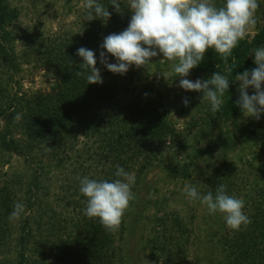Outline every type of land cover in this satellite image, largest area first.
<instances>
[{"label": "trees", "instance_id": "1", "mask_svg": "<svg viewBox=\"0 0 264 264\" xmlns=\"http://www.w3.org/2000/svg\"><path fill=\"white\" fill-rule=\"evenodd\" d=\"M98 2L111 12L108 21L100 18L88 21L84 10L79 28L68 31L66 36L61 32L49 38L39 32L26 36L25 58L36 53L38 66L51 71L56 81L48 91L29 92L16 84L15 77L21 68L11 45L14 35L8 27L14 9L10 8L9 0H0V264H48L49 259L54 264H130L127 232L140 220L137 209L144 175L159 163L168 143L175 142V135L179 133L168 116V108H163L158 98L141 95L121 105L117 97L112 99V94L108 95L110 72L104 74L103 83L95 84H87L84 77L76 76L83 62L76 50L87 47L95 51L98 67L103 38L125 30L131 19L132 12L125 0H120L121 12L115 10L110 0ZM262 25L258 26L260 31L253 41L246 38L239 41L227 65L214 49H209L195 67L210 75L227 74L226 67L232 68L227 97L220 109L212 112L207 103V114L194 119L193 126L200 121L198 136L209 139L214 133L213 126L223 125L241 114L234 92L235 76L250 70L252 50L264 45ZM180 111L187 113L188 110L182 106ZM17 114L21 117L19 121L15 119ZM76 146L80 151L72 154ZM60 148L64 157L59 156ZM37 149L45 152L49 166L31 155ZM213 150L210 144L194 147L184 167L168 164L165 167L179 176L189 174L191 165ZM53 156L55 161L51 159ZM14 157L20 161L18 165L13 164ZM87 161L96 166L95 174H89L92 168L85 169ZM66 163L68 168H63ZM117 165L134 174L135 184L139 186L132 187L135 199L123 215L119 230L112 233L105 230L98 218L90 219L84 214L87 198L79 192L76 177L96 176L92 179L111 181L116 178ZM218 169L215 176L219 177ZM59 170L64 174L62 186L56 174ZM226 173L223 170L221 178L210 181V190L215 192L218 184H224ZM14 202L23 203L25 213L20 219L10 221ZM256 205L255 219L247 214L251 224L239 231H228L227 241L235 255L231 264H264V204ZM168 215L164 212L157 218L159 225ZM175 216L173 223L167 225L168 234L161 229L156 232L157 236L150 237L156 264L160 257L157 251L161 249L157 241L161 243L166 238L171 242L161 250L167 264L186 263L187 235L182 232L185 226Z\"/></svg>", "mask_w": 264, "mask_h": 264}, {"label": "rangeland", "instance_id": "2", "mask_svg": "<svg viewBox=\"0 0 264 264\" xmlns=\"http://www.w3.org/2000/svg\"><path fill=\"white\" fill-rule=\"evenodd\" d=\"M219 5L224 0H215ZM82 0H9L10 8L14 9L9 30L14 35L11 45L15 48L18 55L20 72L15 77L17 85L22 90L27 91H48L56 84L54 75L48 69L40 68L36 61V53L30 54L31 58H25L27 49L23 40L31 32H39L44 37H51L56 32H61L66 36L68 31H76L79 28V20L84 15V9L80 7ZM259 0V9L256 12L257 23L244 38L252 40L256 33L260 31L259 25L264 26V3ZM218 5V6H219ZM119 33V32H113ZM253 41V40H252ZM253 50L250 54V69L256 67L254 63ZM110 63H115V57L108 55ZM163 55L160 54L152 58V62L146 67L137 68L131 66L126 74L113 73L105 65L99 64L101 76L104 78L106 71L110 72L107 76L111 82L108 95L117 97L121 105H125L128 100H134L138 96L145 95L148 98H158L167 107L168 116L172 119L173 125L179 129L175 135V142L167 145L166 150L161 155L159 163L144 175L143 187L140 190L139 218L140 220L131 228L126 240L130 264H156L151 254L152 235L157 236V231L161 230L168 234L167 225L173 223V215L184 222V232L187 235V249L185 264H231L234 260V252L228 244V231L230 230L221 214H209L206 206L199 201H191L183 192L185 184L197 187L198 191L205 194L209 191L210 181L222 177V171L226 170L223 177L226 191L229 195H236L245 200L246 214L257 216L256 204L263 205L264 200V114L256 120L246 117L241 112L230 122L216 124L213 126V136H198L199 123L193 126L195 118L205 116L207 101H202V92L186 91L179 87L181 77L171 72V62L162 61ZM168 73V78L163 74ZM213 74H205L196 70L194 67L187 79H208ZM240 82L234 81V92L239 98L238 91ZM249 94H253V89L249 88ZM107 95V96H108ZM227 95L222 97L223 103ZM184 98L189 99L187 113L180 111ZM113 101V100H112ZM142 105V104H140ZM194 109V111H193ZM19 137V136H17ZM214 147L212 153L205 157L198 158L189 169V174L183 176L174 174L165 167V164L177 165L178 168L184 167L189 162V152L194 147H204L209 145ZM59 156L65 154L61 148ZM80 151L79 146L72 152ZM44 151L35 150L32 152L36 161L45 163L49 166V160ZM71 154V151H70ZM14 157L13 164L18 165L20 161ZM51 159L55 161V156ZM57 160V159H56ZM69 161H67L68 163ZM63 168H68V164ZM40 164V163H39ZM64 163L62 162L61 165ZM94 163L84 165L85 169H91L89 174L96 173ZM72 166V163L70 164ZM95 168V169H93ZM220 173L219 177L215 176ZM54 174V171H51ZM60 179L59 185H63L64 174L61 170L56 171ZM230 174V175H228ZM91 176L89 178H95ZM133 186H139L134 184ZM211 186V185H210ZM54 187V185H53ZM58 191V188L56 189ZM129 209V207H128ZM166 212L165 222L159 225L157 218ZM125 214V213H124ZM172 215V217H170ZM132 231V232H131ZM171 239H163L161 243L157 241L159 248L167 246ZM120 245L122 242L120 241ZM159 249V260L157 264H167L166 257ZM53 259H49L48 264H54Z\"/></svg>", "mask_w": 264, "mask_h": 264}, {"label": "clouds", "instance_id": "3", "mask_svg": "<svg viewBox=\"0 0 264 264\" xmlns=\"http://www.w3.org/2000/svg\"><path fill=\"white\" fill-rule=\"evenodd\" d=\"M125 3L132 12L130 22L125 30L103 38L100 63L113 73L126 74L131 66L146 67L153 57L162 54V61L171 62V72L181 77L179 87L202 92L201 102L207 101L211 111L217 112L229 89L228 75L232 68L226 67L227 74L215 72L206 80L192 81L186 77L204 60L209 49H214L227 65L233 49L257 23L259 0H224L219 6L215 0H125ZM110 4L121 12L120 0H110ZM80 7L86 10L88 21L100 18L105 22L111 17L108 8L98 0H82ZM253 53L256 67L235 76V81L240 82L236 104L244 116L259 120L264 114V45L253 49ZM109 54L115 57V63L109 62ZM76 55L83 61L76 76L84 77L87 84L103 83L95 51L80 47ZM163 76L168 78V73ZM250 87L254 90L251 95ZM189 102L184 98L185 106ZM15 119L19 121L20 114ZM115 177L111 181L76 177L79 192L87 198L84 214L90 219L98 218L105 230L112 233L119 230L124 213L135 199L132 191L135 175L117 165ZM183 192L191 201L206 206L209 214H221L231 230L239 231L252 223L243 210L245 200L229 195L224 184L216 186L215 194L211 191L202 194L191 184H185ZM24 213L25 205L14 202L8 218L15 221Z\"/></svg>", "mask_w": 264, "mask_h": 264}]
</instances>
